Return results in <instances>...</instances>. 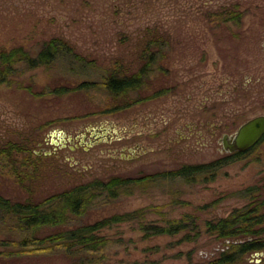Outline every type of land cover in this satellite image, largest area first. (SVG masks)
<instances>
[{"label":"rangeland","instance_id":"rangeland-1","mask_svg":"<svg viewBox=\"0 0 264 264\" xmlns=\"http://www.w3.org/2000/svg\"><path fill=\"white\" fill-rule=\"evenodd\" d=\"M54 37L125 74L140 69L145 47L157 58L130 103L79 89L99 77L65 60L19 66L0 84V147L32 150L17 169L0 156V194L41 201L95 179H135L117 197L95 199L82 221L123 217L102 230L107 264H209L226 242L204 223L264 199V138L239 157L221 153L218 141L264 115V0H0V54L22 47L35 56ZM224 159L190 180L169 175ZM187 218L196 240L182 242L186 232L146 237L147 226ZM65 263L52 253L7 264ZM241 264H264V252Z\"/></svg>","mask_w":264,"mask_h":264},{"label":"trees","instance_id":"trees-1","mask_svg":"<svg viewBox=\"0 0 264 264\" xmlns=\"http://www.w3.org/2000/svg\"><path fill=\"white\" fill-rule=\"evenodd\" d=\"M162 42L164 41L158 40L153 44L159 46L163 44ZM147 51L149 48L145 47L140 56V69L125 74L119 71L118 65L95 63L78 53L68 41L54 37L47 41L35 56L22 47L2 51L0 84L9 83L11 78H15L19 66L26 69L50 67L59 59L65 60L73 72L90 75L93 71L99 77L95 82L82 83L79 89L94 88L106 93L115 101L125 98L128 100L127 103H130L133 93L145 89L143 85H146L147 77L157 58L145 55ZM127 103L125 106H128ZM31 150L30 144L22 147L10 142L0 147V156L5 155L17 169L18 158L25 156L26 162L30 159L28 157ZM226 160L206 165L185 166L169 175L190 180L194 174L223 166ZM135 182V179L118 176L108 180L95 179L41 201H15L0 194V264L15 263L52 253L62 254L66 259L65 264H107L106 251L110 239L102 230L114 222L121 221L123 217L113 216L96 222H82L83 218L95 199L101 196L117 197L123 188ZM256 190L257 187H253L248 191L253 193ZM187 223L196 226L194 220L187 218L171 222L168 227L155 225L147 226L144 230L146 234H150L146 235L147 238L175 236L189 229H186ZM204 226L208 236L226 242V247L212 258L209 264L244 263L248 255L264 252V199L257 194L242 208L234 209L227 217L206 221ZM198 236L199 234L192 235L186 232L181 240L193 241Z\"/></svg>","mask_w":264,"mask_h":264},{"label":"water","instance_id":"water-1","mask_svg":"<svg viewBox=\"0 0 264 264\" xmlns=\"http://www.w3.org/2000/svg\"><path fill=\"white\" fill-rule=\"evenodd\" d=\"M264 136V116H258L244 123L236 136V147L245 150Z\"/></svg>","mask_w":264,"mask_h":264},{"label":"flooded vegetation","instance_id":"flooded-vegetation-1","mask_svg":"<svg viewBox=\"0 0 264 264\" xmlns=\"http://www.w3.org/2000/svg\"><path fill=\"white\" fill-rule=\"evenodd\" d=\"M258 116H264V115H258ZM258 116H255V117H258ZM240 127L237 129V131L235 133L224 132L222 134V137L221 138L219 137L218 141L221 144V147L219 148V150H220L221 153L224 152V153H226L228 155L238 156V157L241 156V155H245V154L251 152L252 149H254L257 146V144H259L261 142V140L264 138V136H262V138H260L258 140V142H256L254 145L250 146L249 148H247L245 150H239L238 148H235V147H236V136H237V133H238ZM215 128H217L218 130L220 129L219 123L216 125ZM218 130L215 129V132H217ZM138 146H140V145H138Z\"/></svg>","mask_w":264,"mask_h":264}]
</instances>
